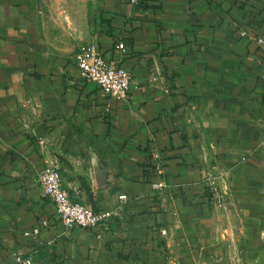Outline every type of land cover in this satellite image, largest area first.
Listing matches in <instances>:
<instances>
[{
	"label": "crops",
	"instance_id": "crops-1",
	"mask_svg": "<svg viewBox=\"0 0 264 264\" xmlns=\"http://www.w3.org/2000/svg\"><path fill=\"white\" fill-rule=\"evenodd\" d=\"M45 21L43 0H0V264H264V0H90L69 46ZM92 43L132 72L127 100L83 76ZM56 163L100 226H64L37 181Z\"/></svg>",
	"mask_w": 264,
	"mask_h": 264
},
{
	"label": "built area",
	"instance_id": "built-area-1",
	"mask_svg": "<svg viewBox=\"0 0 264 264\" xmlns=\"http://www.w3.org/2000/svg\"><path fill=\"white\" fill-rule=\"evenodd\" d=\"M133 5H140L144 0H130ZM264 50V38H256ZM124 48V44L119 45ZM77 65L83 76L88 82L97 84L101 90L109 97H115L118 100L125 101L129 97L133 74L131 71L121 68L108 60L99 47L95 44L82 45L76 55ZM147 80L155 84L156 87L164 85L165 80L155 74H151ZM165 92L170 89L167 86L161 87ZM151 163L158 180L152 184L153 191H162L167 187L165 181V166L163 158L157 149L151 150ZM220 176L209 174L206 184L209 188V194L214 205H222L227 194L219 184ZM37 181L42 186L45 195L52 200L57 209L61 221L66 228L98 227L106 220L107 214L97 212L94 208L81 203L77 197L65 188L63 176L59 164L47 165V167L38 175ZM43 223L37 227L32 234H38ZM27 233L26 235H30ZM17 264H34L32 257H24L22 254H15Z\"/></svg>",
	"mask_w": 264,
	"mask_h": 264
},
{
	"label": "rangeland",
	"instance_id": "rangeland-1",
	"mask_svg": "<svg viewBox=\"0 0 264 264\" xmlns=\"http://www.w3.org/2000/svg\"><path fill=\"white\" fill-rule=\"evenodd\" d=\"M89 3L90 0H43L46 30L54 45L69 46L80 41L86 27ZM228 202L229 193L217 207L227 208Z\"/></svg>",
	"mask_w": 264,
	"mask_h": 264
}]
</instances>
